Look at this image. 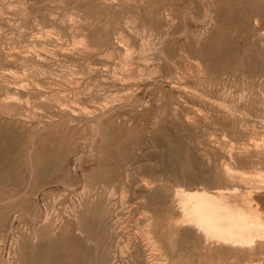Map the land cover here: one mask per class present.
Instances as JSON below:
<instances>
[{"label":"rangeland","instance_id":"rangeland-1","mask_svg":"<svg viewBox=\"0 0 264 264\" xmlns=\"http://www.w3.org/2000/svg\"><path fill=\"white\" fill-rule=\"evenodd\" d=\"M242 175L264 177V0H0V264H264L180 206L234 186L264 212Z\"/></svg>","mask_w":264,"mask_h":264},{"label":"bare ground","instance_id":"bare-ground-1","mask_svg":"<svg viewBox=\"0 0 264 264\" xmlns=\"http://www.w3.org/2000/svg\"><path fill=\"white\" fill-rule=\"evenodd\" d=\"M239 180L250 188L264 186V177L253 178L242 175ZM179 190L186 198L180 205L181 210L185 212L188 204L192 203L197 207H202L204 213H206L201 222L187 223L192 226L196 224L199 230H204L206 235L217 236L219 239L227 241L233 247L236 244H240L242 247L248 246L251 249L254 247L253 245H248L249 243H253L256 238L264 239V212L260 208L250 207V201L248 202L250 206L247 207L243 203L242 205L229 200V194L237 193L239 191L238 187L227 186L225 188H218L217 194L207 189L186 190L180 187ZM252 191L249 190L248 193L251 195ZM181 222L186 221L183 219ZM259 260L260 258L254 259L251 264H260Z\"/></svg>","mask_w":264,"mask_h":264}]
</instances>
